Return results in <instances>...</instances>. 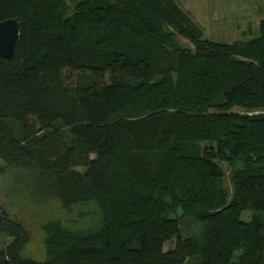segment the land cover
Wrapping results in <instances>:
<instances>
[{
    "label": "trees",
    "instance_id": "trees-1",
    "mask_svg": "<svg viewBox=\"0 0 264 264\" xmlns=\"http://www.w3.org/2000/svg\"><path fill=\"white\" fill-rule=\"evenodd\" d=\"M6 19L19 33L0 55V160L50 174L64 209L99 219L45 220L37 260L0 215V264H264V18L232 42L174 0H0Z\"/></svg>",
    "mask_w": 264,
    "mask_h": 264
},
{
    "label": "rangeland",
    "instance_id": "rangeland-1",
    "mask_svg": "<svg viewBox=\"0 0 264 264\" xmlns=\"http://www.w3.org/2000/svg\"><path fill=\"white\" fill-rule=\"evenodd\" d=\"M201 28L203 36L215 42H232L248 40L258 35V23L264 18V0H174ZM180 43L185 47L192 44L179 36ZM65 78L72 80L74 72L64 71ZM243 112L242 109L234 108ZM0 215L10 218L25 228L28 241L23 246L21 254L37 260L45 258L41 224L47 219H59L71 229H89L96 226L98 215L91 205L77 204L70 211L64 209L60 202L47 190L54 181L50 174L38 169L23 167H6L0 160ZM82 170L81 167L77 168ZM227 172V171H226ZM225 175V186H229ZM177 210L171 216H178ZM250 214L243 213L242 220H247ZM182 229V226H181ZM182 236L187 233L182 230ZM7 236L0 237V243L10 242ZM175 240L163 244V250L173 248ZM200 258L187 259L186 264H198Z\"/></svg>",
    "mask_w": 264,
    "mask_h": 264
},
{
    "label": "water",
    "instance_id": "water-1",
    "mask_svg": "<svg viewBox=\"0 0 264 264\" xmlns=\"http://www.w3.org/2000/svg\"><path fill=\"white\" fill-rule=\"evenodd\" d=\"M19 27L14 19L0 22V55L8 58L12 55L18 38Z\"/></svg>",
    "mask_w": 264,
    "mask_h": 264
}]
</instances>
